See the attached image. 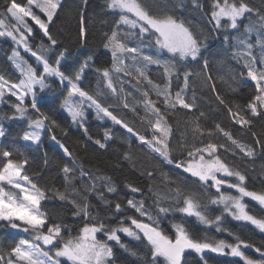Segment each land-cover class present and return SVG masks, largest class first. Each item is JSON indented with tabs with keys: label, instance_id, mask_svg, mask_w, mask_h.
<instances>
[{
	"label": "snow or ice",
	"instance_id": "6c2138e0",
	"mask_svg": "<svg viewBox=\"0 0 264 264\" xmlns=\"http://www.w3.org/2000/svg\"><path fill=\"white\" fill-rule=\"evenodd\" d=\"M63 3L64 0H27L22 5L17 0H9L5 5V13L0 15H6L12 23L0 19V38H10L15 45L8 59L19 76L17 82H10L0 75V105H8L12 109L11 115L4 116L5 120L25 124L18 133V139L26 148L40 149L43 136L50 135L51 146L61 150L67 161L61 167L64 191L54 188L50 191L60 202L71 206L72 218L80 219L83 226L73 236L71 226L64 223L66 216L54 220L48 214L45 209L49 198L45 190L33 182L34 177L28 174V167L34 161L15 147L16 140L4 143L10 133L0 123V226L7 225L29 237L15 242L7 251L0 248V264H61V258L69 264H112L115 257L109 241L128 250L131 256L139 257L141 254L137 250L121 241V234L144 244L141 264H159L161 258L164 264H188L185 258L188 252L197 254L203 264H208L205 259L207 252L238 257L243 264H264V245L256 247L231 232L229 235H235V243L210 239L207 234L200 238L186 226L194 217L204 226L215 227L217 232L228 231L221 227L227 215L264 232V216L250 214L244 203V198L248 197L264 209V190L250 191L245 187L246 175L221 158V150L228 153L229 148L211 141L204 143L203 140L205 135L211 137L213 133L210 130L205 132L200 126L199 121L206 118V114L200 111V97L192 85L198 80L216 95L221 104L224 103L209 71L212 63L209 56H220L221 53H209L207 35L203 31L197 32L178 17L176 8L170 7L167 0H154L157 5L155 11L149 10L141 0H107L105 7L118 17L103 36V48L110 52L111 64L94 68L95 53L87 50L83 11L79 14L77 41L80 49L76 54L67 47L62 49L61 42L50 33V26L63 9ZM190 3L194 9L202 8L199 0H190ZM84 6L86 8L87 0H84ZM211 8L209 22L223 49V58L231 56L233 60L240 61L246 70L240 73V77L255 85L256 95L244 109L250 113V118H245L239 111L233 112L231 107L227 109L235 124L250 127L253 119L264 117V14H261V9L254 10L245 0H213ZM253 15L258 18L259 28L250 23L244 25L241 32L243 20ZM34 26L47 41L42 40L36 50L29 43L30 38H35ZM254 31L255 45L249 39V34ZM256 47L260 50L259 59L253 54ZM21 48L33 58L35 67L21 56ZM153 66L162 69L160 78L163 83H155L150 78ZM89 72L98 77L96 93H90L84 86ZM100 84H103L107 96L100 92ZM129 88L132 91H127ZM49 92L53 95L48 96ZM133 93L139 95V100L130 103L129 97ZM152 95L155 99L151 98ZM59 96H63L60 110L67 114L72 125L83 129L85 135L88 134L87 116L94 112L97 119L110 121L126 131L131 137L129 148L135 141L172 172L194 179L208 197L207 202H202L200 195L187 188L186 180L181 183L177 176L176 180L168 181L176 187L169 188L165 194L154 192L149 186L148 192L155 198L147 206L146 199L134 198L127 199L126 207L119 202L113 205L106 195L118 191L111 177H94L89 169L77 164L73 153L55 134L59 124L49 113L54 110ZM12 98H15L14 103ZM110 100L116 102L115 106L109 104ZM236 107L240 108L239 105ZM141 108L144 115L140 119L145 125L143 134L116 114L123 109L139 115ZM179 110H195L199 116L187 122L193 134L192 142L182 137L183 143L177 142L173 154L174 132L169 119L171 113ZM214 127L244 158L255 157L254 149L238 143L218 124ZM63 132L66 136L67 130ZM113 135L112 128L106 127L103 141L93 140L91 136L88 140L99 149H105ZM256 143L264 150V142L257 139ZM232 155H237V152L232 151ZM14 156L24 158L16 160ZM124 156L129 158L127 153ZM48 165L45 152L44 170ZM155 171V168H145L143 175L151 180ZM231 178L236 182L232 183ZM97 179L101 181L99 186ZM76 180L88 181L82 191L77 190ZM225 186L235 189L239 195L222 191ZM126 187L134 194L143 195L139 187L131 184ZM213 192L214 195H209ZM93 194L110 214L120 217L118 226L110 227L104 218L94 214L95 206L88 199ZM211 205L222 206L221 213L214 218L208 211ZM126 211H134L135 215L128 216ZM177 214L181 217L179 221L174 219ZM170 215L173 217L171 228L174 229V238L161 230V222ZM98 234L106 239H98ZM250 248L255 249L260 259L246 254L244 250Z\"/></svg>",
	"mask_w": 264,
	"mask_h": 264
},
{
	"label": "trees",
	"instance_id": "16d2710c",
	"mask_svg": "<svg viewBox=\"0 0 264 264\" xmlns=\"http://www.w3.org/2000/svg\"><path fill=\"white\" fill-rule=\"evenodd\" d=\"M9 0H0V14L5 13V5ZM18 3L24 4L27 0H17ZM107 0H87V6H84V0H64L63 9L59 12V16L55 18L54 24L50 26V33L61 42V48L67 47L69 51L76 54L80 45L77 41V30L79 24V14L84 12L85 24L87 28V50L95 53L96 63L94 68L108 67L111 64L110 52L103 48V36L104 33L109 32L111 26L114 23V17L110 11L105 7ZM141 2L151 11H155L157 5L154 0H141ZM213 0H199L202 8L197 10L191 6L190 0H167L170 7L176 8V15L190 24L197 32L203 31L208 37L209 53H221L220 56H209L212 62L209 71L212 73L216 91L223 99L224 103L221 104L216 95L210 91L207 87L200 84L198 80L194 81L192 87L195 88L196 94L200 97V111L206 114V118L200 119L199 123L201 128L207 132L212 131L211 137L205 135L203 137L204 143L209 141L213 143L223 144L229 148L228 153H224L221 150V158L229 164L230 167L238 169L242 174H245L247 179L245 187L250 191L264 190V150L261 149L260 144L256 143V140L264 142V117L253 119L250 127H242L237 125L231 119V116L227 109L232 108L233 112L239 111L245 118H250V113L245 111L246 106L252 96L256 95L254 82L245 80L240 77L242 71H246L240 61L233 60L231 56L223 58V49L220 46V42L215 39V32L213 31V25L209 22L211 13V5ZM250 7L255 9H261V14H264V0H245ZM183 5V7H181ZM0 19H5L6 23H12L6 15H0ZM255 24L259 28L258 18L253 15L251 18H245L241 24V32L244 31V25ZM35 38L30 42L33 46V50H36L42 40L45 43L47 41L42 36L37 27H34ZM235 34V33H233ZM250 41L255 45L256 32L249 34ZM15 45L10 38H0V75H4L10 82H17L19 73L14 68V65L9 61L8 57L11 55ZM253 54L259 59L260 50L258 47L254 48ZM207 55V53H206ZM224 62L221 63V59ZM31 63H34L33 58L29 59ZM35 65V64H34ZM259 67V65H257ZM157 67L153 66L150 69L149 75L151 77V71ZM162 72V69L157 68ZM42 71V69H41ZM155 83H163L162 80L153 79ZM135 82V81H133ZM86 90L90 93H96L98 87V77L94 72L86 74L84 81ZM100 92L107 96L103 84L99 85ZM175 90V89H174ZM127 91H132L130 88ZM66 94V90H65ZM48 96H52L53 93H47ZM191 92H189V96ZM155 99V96H151ZM139 100V95L133 93L132 97H129L130 103ZM63 101V96H59L55 102L54 110L49 115L57 120L59 127L55 128V134L57 138L65 144L66 147L73 153L77 164H82L84 168L89 169L94 177H111L112 182L117 187V193L106 194L107 199L113 203H121L126 207L128 198L134 199H146V206L151 204L155 198L154 194L148 192L149 186L153 188V191H159L161 194H165L169 188H175V184H169V180H176L179 176V181L183 183L186 180V185L189 190L201 196L202 202H207L208 197L202 193L201 186L196 183L192 178H187L179 173L172 172L169 167L159 163L146 148H141L139 144L132 141L131 148L128 147V142L131 137L126 134V131L118 126H114L110 121H102L97 119L94 112L87 116L86 127L88 128V134L83 133V129L76 125H72L65 112L60 110V102ZM12 102H15V98H12ZM115 101L110 100L109 104L115 106ZM236 105L240 108L237 109ZM107 106V105H106ZM12 109L8 105H0V123H3L6 130L10 133L5 139V144H10L13 140H16V148L20 150L24 155L30 156L34 161L28 167V174L33 176V182L37 184L42 190H45L49 200L46 205V211L54 220H58L60 217H67L64 219V223L68 224L72 228V235L75 236L78 233L80 227L83 226V222L80 219H73L71 216L70 205L63 204L59 201V198L54 195L50 189H58L64 191V181L62 179L61 167L66 161L65 157L61 154V150L52 147V141L50 135L43 136V144L40 149L26 148L23 143L19 142L18 133L25 127V124L20 121L5 120V115H11ZM118 116L123 117L131 125H134L135 129L141 134L144 132V122L140 119L144 115L143 109L139 111V115L132 113L131 111H125L121 109L116 113ZM199 116V112L192 110H179L170 114L169 122L173 125L174 137L172 140L173 154L176 151L177 142L183 143V139H186L189 143L193 140V134L191 126L187 124L188 121ZM219 125L224 131L231 134L232 138L238 143L244 144L249 148L254 149L256 155L254 158H244L238 150L233 149L231 142L228 141L222 133L215 130V125ZM109 127L113 130V137L107 142L105 149H99L88 140V136L94 139H101L103 141V130ZM67 130V135H64L63 130ZM256 133V136H253ZM200 137H197L199 140ZM232 151H236L237 155L233 156ZM47 153V159L49 161L48 169L44 170V154ZM127 153L129 158L125 159L124 154ZM16 160L23 159L24 156H14ZM145 168L152 170L156 169L153 178L150 180L146 175H143ZM39 174L38 178H36ZM78 175V174H77ZM88 181L81 182L75 181L77 190H83V185ZM99 186L101 181L96 180ZM127 184H131L134 187H139L143 190V195L132 193L127 187ZM225 191V188L222 189ZM210 193L209 195H214ZM88 199L90 203L95 206L96 212L100 217L104 218L106 223L110 227L118 226L120 217L114 213L110 214L102 201H98V198L93 194L89 195ZM248 204V210L252 214L264 216V209L255 201H246ZM166 206V205H165ZM66 209H68L66 211ZM211 217L219 215L222 211V206L211 205L208 209ZM128 216L135 215L134 211H126ZM175 220L181 219L177 214L174 217ZM173 217L170 215L167 219L161 222V230L170 237L174 238V229L171 228V221ZM197 237L202 238L205 234L210 239H224L229 243H235V235H239L241 239L250 241L255 244L256 247L264 245V233L256 229L255 226L236 221L230 216L225 215L222 228L228 231L217 232L215 227L204 226L200 224L194 217L189 219L186 225ZM229 232L235 235H229ZM67 233L65 236L67 237ZM22 237H28L27 234L17 232L15 229H11L7 225L0 226V248L7 251L15 242H18ZM99 239H106L104 236L98 234ZM121 241L128 244L130 248L135 249L141 255L139 257H133L129 251L120 247L114 241L108 243L113 248L114 260L112 264H141L144 244L138 241H134L121 234ZM251 258H260L259 254L255 252L254 248L244 250ZM188 264H203L199 256L195 253L188 252L185 256ZM208 264H243V261L238 257H232L230 255H219L216 253L207 252L205 255ZM61 264H69L66 261H62ZM159 264H164L163 258L160 259Z\"/></svg>",
	"mask_w": 264,
	"mask_h": 264
},
{
	"label": "rangeland",
	"instance_id": "374dc122",
	"mask_svg": "<svg viewBox=\"0 0 264 264\" xmlns=\"http://www.w3.org/2000/svg\"><path fill=\"white\" fill-rule=\"evenodd\" d=\"M27 3V2H26ZM26 3H24V4H22V5H25ZM39 14V13H38ZM42 18H44L43 16H42ZM31 23V22H30ZM35 27V26H34ZM29 43L31 44V42H30V40H29ZM19 51H20V54H21V56L22 57H24V59L25 60H28V62L29 63H31L30 62V60L29 59H32L31 58V56H30V54H28V53H25L24 51H23V49L21 48V49H19ZM11 54H12V52H11ZM33 66L35 67V65H34V63H33ZM160 73H161V71L159 70V69H153L152 71H151V77L153 78V79H156V80H161V78H160ZM66 114V113H65ZM67 115V114H66ZM241 144V143H240ZM231 182L232 183H235L236 181H235V179L234 178H231ZM225 188V191L224 192H226V193H228V194H231V195H234V196H237V195H239V193L235 190V189H231V188H228L227 186H225L224 187ZM247 200H250V201H252L250 198H248V197H245L244 198V203L247 205V207H248V204H247ZM250 214H252V213H250ZM252 215H256V216H258L259 217V215H257V214H252ZM231 217V216H230ZM232 218V217H231ZM264 233V232H263ZM22 238H29V237H22ZM21 238V239H22ZM98 239H99V237H98ZM47 250V249H46ZM254 259V258H253ZM255 259H260V258H255ZM62 261H66V259H64V258H61V262ZM66 262H68V261H66ZM69 263V262H68Z\"/></svg>",
	"mask_w": 264,
	"mask_h": 264
}]
</instances>
